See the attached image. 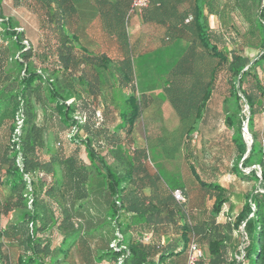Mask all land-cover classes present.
Returning <instances> with one entry per match:
<instances>
[{"label":"trees","instance_id":"trees-1","mask_svg":"<svg viewBox=\"0 0 264 264\" xmlns=\"http://www.w3.org/2000/svg\"><path fill=\"white\" fill-rule=\"evenodd\" d=\"M34 1L45 8L55 43H29L0 0V264H188L192 242L204 251L198 264H264V0L230 7L259 31L257 48L239 49L237 32L212 23L214 0H196L165 39L187 38L189 45L162 77L180 130L151 132L164 157L172 165L185 139L187 148L204 135L218 94L235 152L230 172L252 183L236 196L185 164L197 202L183 163L168 184L136 142L138 121L158 100L138 90L134 60L86 50L69 31L78 12L67 0ZM115 21L106 29L124 42L125 18ZM108 108L117 110V121H106ZM200 167L213 175L212 167ZM178 189L185 202L174 197ZM234 198L242 207L232 218ZM243 224V260L231 254L224 263Z\"/></svg>","mask_w":264,"mask_h":264},{"label":"rangeland","instance_id":"rangeland-1","mask_svg":"<svg viewBox=\"0 0 264 264\" xmlns=\"http://www.w3.org/2000/svg\"><path fill=\"white\" fill-rule=\"evenodd\" d=\"M233 0H214L213 6L216 7L218 18H216L218 24L239 34L240 45L242 47H254L257 48L260 42V34L253 23H250L247 17H243L239 13L231 14L230 7H233ZM3 13L6 16H12L16 18L20 23V30H25L29 43L37 45L39 41L55 43V33H52L51 29L45 24V8L34 0H23L15 4L14 0H4ZM246 18V19H245ZM232 46H235V44ZM237 47V46H236ZM164 61L155 60L151 62V67L145 72H140V69L135 70V80L137 88L141 93H147L158 100L157 103L151 105L144 110L141 119L138 121L134 136L138 145L145 148L148 155V162L150 166L161 176L164 182L171 184L175 179V171L181 170L183 163L182 173L186 179H190L193 182L188 183V193L191 200L194 202L199 201V188L194 182V179L188 171L185 164L191 162L199 169V174L203 179H210V177L218 178L221 184H223L230 193L234 195H244L252 187V183L242 181L234 176L231 172V165L234 159V148L230 141V137L223 126V116L221 113V101L222 96L216 94L212 102V108L210 112L211 120L205 127L204 135L194 136L190 142V146L186 148L185 144L180 148L176 160H173L169 165L168 160L164 157V150L162 146H159V141L154 138L155 133L161 132L167 129L169 132H165L172 135L178 130V119L174 109L171 107L167 100V95L163 91L162 77L168 73L169 68ZM247 108H245L246 110ZM103 110V109H101ZM106 121L113 123L117 121V110L114 108H108L106 111ZM160 127L164 130H161ZM178 130L175 135H180ZM161 134V133H160ZM166 135V134H165ZM246 141L250 143L251 139L247 131L245 134ZM180 139V137H179ZM184 141V140H183ZM83 157L84 153H81ZM185 154V155H184ZM212 167L213 175L201 170L200 165ZM97 202V201H96ZM233 204L235 205L232 218H234L238 211L242 207L240 199L234 198ZM99 206V204H97ZM226 215V214H225ZM221 216L222 221H228L227 216ZM10 217L3 219V225L6 226L9 223ZM248 243L246 233L244 232V224L241 225L239 230L233 233L232 238L228 241V252L230 253L229 259H225L223 262L227 263L231 261L232 257L239 261L243 260V251L245 245ZM12 252L17 254V250ZM15 254V255H16Z\"/></svg>","mask_w":264,"mask_h":264},{"label":"crops","instance_id":"crops-1","mask_svg":"<svg viewBox=\"0 0 264 264\" xmlns=\"http://www.w3.org/2000/svg\"><path fill=\"white\" fill-rule=\"evenodd\" d=\"M68 7H76L77 18L69 28L77 35L80 44L91 53H107L122 58L124 53L134 60L135 70L146 74L155 60L164 61L170 68L184 53L189 40L166 37L180 27L181 13L196 0H153L143 14L130 12L132 0H67ZM104 7V8H103ZM111 17L107 23L102 19ZM125 18L127 40L120 41L116 32L109 33L107 26H117L116 19ZM212 23L217 21L212 17ZM172 31V32H171ZM163 63V64H164Z\"/></svg>","mask_w":264,"mask_h":264},{"label":"built area","instance_id":"built-area-1","mask_svg":"<svg viewBox=\"0 0 264 264\" xmlns=\"http://www.w3.org/2000/svg\"><path fill=\"white\" fill-rule=\"evenodd\" d=\"M151 0H133L131 12L142 14L145 8L148 7ZM174 197L179 202H185L184 195L181 190L174 191ZM204 257V251L198 243L192 242L189 248L188 264H198L200 259Z\"/></svg>","mask_w":264,"mask_h":264}]
</instances>
